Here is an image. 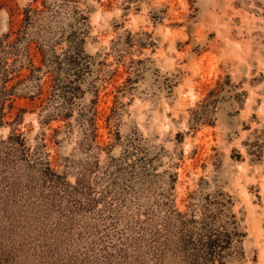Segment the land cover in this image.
<instances>
[{
  "label": "rangeland",
  "instance_id": "374dc122",
  "mask_svg": "<svg viewBox=\"0 0 264 264\" xmlns=\"http://www.w3.org/2000/svg\"><path fill=\"white\" fill-rule=\"evenodd\" d=\"M0 264H264V0H0Z\"/></svg>",
  "mask_w": 264,
  "mask_h": 264
}]
</instances>
